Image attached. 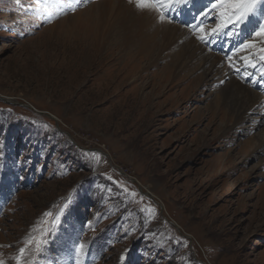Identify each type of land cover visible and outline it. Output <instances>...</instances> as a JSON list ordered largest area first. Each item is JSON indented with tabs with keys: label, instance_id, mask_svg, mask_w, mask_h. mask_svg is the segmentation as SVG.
Returning <instances> with one entry per match:
<instances>
[{
	"label": "rangeland",
	"instance_id": "obj_1",
	"mask_svg": "<svg viewBox=\"0 0 264 264\" xmlns=\"http://www.w3.org/2000/svg\"><path fill=\"white\" fill-rule=\"evenodd\" d=\"M103 2L79 0L49 21L40 0H0V260L17 264L31 237L46 243L39 254L28 245L24 264H264V104L235 121L201 62L166 93L146 96L152 87L137 88L129 70L105 82L117 95L101 96L96 77L126 61L82 44ZM116 3L106 4L115 16ZM200 7L204 35L220 20L202 24ZM232 59L239 78L252 84L255 69L261 82L253 47Z\"/></svg>",
	"mask_w": 264,
	"mask_h": 264
},
{
	"label": "bare ground",
	"instance_id": "obj_2",
	"mask_svg": "<svg viewBox=\"0 0 264 264\" xmlns=\"http://www.w3.org/2000/svg\"><path fill=\"white\" fill-rule=\"evenodd\" d=\"M106 4L107 0L103 2L106 14L103 16V21L101 20L102 23L96 25L97 28L82 41V44L83 42L89 43V52L90 50L102 52L105 48L111 47L110 57H114L113 54L121 49V52L125 53L126 61L120 66L106 68L104 74L97 76L95 81L93 79L95 83L100 85L98 91L101 96L105 94L109 97L117 95L116 92L119 89L114 92L110 85L107 89L104 86L115 80L122 83L126 82L129 78V70L130 76L140 82L137 88L152 87V91L146 96L152 97L158 91L163 90L166 93L167 90L174 89L179 81L184 80L185 76L182 74L190 70L192 64L201 62L202 68L204 67V74L210 77L209 79H212L215 84L220 82L218 102L221 105H226V112L235 121H242L246 114L264 104L263 95L256 88L245 84L244 79L234 74L239 68L237 60L225 61L223 55L212 52L206 46L207 37L204 41L199 39L201 36L200 28L193 31L168 19L160 22L158 19L159 12L141 11L129 3V0H117L115 7L118 9V14L116 16L115 13H109ZM88 39L89 41H87ZM255 42L256 46L253 48L256 50V57L259 58V49L264 47V37L255 36ZM84 52L86 51L82 48L81 55ZM106 58H102L100 64ZM162 63V67L157 69ZM108 78L111 80H107ZM200 78L202 77L198 78L195 88L202 83ZM120 99L122 98L120 97ZM118 102L110 103L112 107L107 110L113 111L118 106ZM150 191L154 192L153 195L160 193L157 190L151 189Z\"/></svg>",
	"mask_w": 264,
	"mask_h": 264
},
{
	"label": "snow or ice",
	"instance_id": "obj_3",
	"mask_svg": "<svg viewBox=\"0 0 264 264\" xmlns=\"http://www.w3.org/2000/svg\"><path fill=\"white\" fill-rule=\"evenodd\" d=\"M45 6V12L42 13L49 21L53 18V15H58L65 10L74 11L75 5L78 4L79 0H40ZM129 3L133 4L137 9L144 11H158L160 13L158 19L160 22H164L169 17L167 13L179 8L181 5L187 4L188 0H129ZM211 8L205 12L201 11V16H207L210 13H216V18L220 20L214 28L210 29V32L201 35L199 39L204 41L208 34H218L224 32L225 29L231 27L232 31L227 32V35H236L239 33L241 26L253 24L255 27L249 35L253 34L256 37H264V0H209ZM54 9L55 12L49 10ZM253 17H258L259 21L253 20ZM200 27V26H197ZM256 46L255 41H249L247 44L242 45L243 48H252ZM259 60L261 65H264V47L259 49ZM231 60V57L228 58ZM243 59V58H241ZM231 66V65H230ZM252 67H257L256 63H252ZM264 75V73H262ZM90 159H95L99 162L98 153L86 154ZM127 191V189H125ZM135 192L130 193V196L135 197ZM141 199H143L141 197ZM150 214H154L155 210L151 207H145L142 209ZM45 215H51L46 213ZM34 242L35 251L37 254L41 253L44 248L46 241L35 240L33 238L28 239V243L25 247L19 249V255L15 257L17 264H24V255L28 245ZM84 245H80L76 252L82 254ZM35 259V257L33 258ZM123 259V257H121ZM0 264H5L3 260H0Z\"/></svg>",
	"mask_w": 264,
	"mask_h": 264
}]
</instances>
